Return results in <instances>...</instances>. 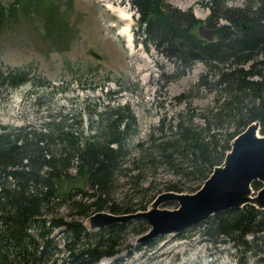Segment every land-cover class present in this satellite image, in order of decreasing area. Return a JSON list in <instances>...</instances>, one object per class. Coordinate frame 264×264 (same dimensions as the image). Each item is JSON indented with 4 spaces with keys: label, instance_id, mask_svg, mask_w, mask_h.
Segmentation results:
<instances>
[{
    "label": "trees",
    "instance_id": "1",
    "mask_svg": "<svg viewBox=\"0 0 264 264\" xmlns=\"http://www.w3.org/2000/svg\"><path fill=\"white\" fill-rule=\"evenodd\" d=\"M202 1L209 9L206 26L224 19L239 35L226 42H206L193 32L200 20L191 11L171 6L168 0H131L139 13L144 44L180 63L181 74L189 65L179 41L202 54L207 69L199 84L216 93L214 108L202 115V124L185 117L170 120L166 137L151 138L148 146H134L138 129L128 104H106L100 110L101 103L86 100L82 112L62 106L48 111L37 124L0 123V264H96L115 256L123 247H132L126 244V235L130 231L143 234L147 222L132 218L93 230L83 220L104 210L114 215L146 210L142 199L134 201L140 195L128 197L146 191L140 181L147 164L158 159L181 168L197 183L204 182L223 162L230 141L251 122L258 121L264 135V0H244L241 6H230L228 0ZM40 3L0 4V30L17 24L19 9L34 10ZM47 10L50 47L64 50L58 41L68 43L62 37L68 24L62 27L52 19L51 2ZM207 75L212 76L210 81ZM62 84L69 86L67 81ZM22 85L29 86L25 99L38 102L44 95L37 90L57 87L43 75H35L34 80L27 68H0V89L10 91ZM89 87L102 88L97 82ZM159 129L162 135L163 127ZM132 146L140 149L139 157L130 156ZM120 179L126 191L115 202L112 194ZM252 186L258 189L261 183L255 180ZM160 192L155 197L164 193ZM165 192L186 193L175 184L167 185ZM61 208L67 209L68 218L62 217ZM204 223V239L214 244L231 242L238 264L245 262L249 251L255 264H264L263 210L245 204L211 215ZM58 228L63 229L62 238L54 235ZM151 243L147 240L144 245Z\"/></svg>",
    "mask_w": 264,
    "mask_h": 264
},
{
    "label": "rangeland",
    "instance_id": "2",
    "mask_svg": "<svg viewBox=\"0 0 264 264\" xmlns=\"http://www.w3.org/2000/svg\"><path fill=\"white\" fill-rule=\"evenodd\" d=\"M11 1L0 0V4L7 5ZM243 1L228 0V5L241 6ZM50 2L54 10L52 19L62 27L68 24L62 32L63 39L68 43L58 41L62 47H66L64 50L50 47V17L47 10ZM168 2L181 10L191 9L193 16L203 21L209 12L202 0ZM107 3L125 7L130 15L134 11L130 0H41L34 10L19 9L17 24L0 30L2 70L7 67L27 68L34 80L35 75H43L57 86L54 89L47 87L37 90V93L43 92L41 102L25 99L28 85L10 91L0 89V123L37 124L48 111L55 112L62 106L70 112H82L85 100L91 104L101 103L98 106L100 110L106 104H128L137 122L138 131L132 139L134 146L141 143L148 146L151 138L166 137L170 120L178 122L180 117H185V120L191 119L194 124L203 123L202 115L214 108L216 100L213 88L209 90L199 84L201 76L206 74V62L203 59H187L189 66L181 74V68L177 66L180 63L168 60L151 45L146 46L142 42L143 36L138 34L136 17L124 20L115 11L105 7ZM38 6L41 8L38 9ZM126 24L128 30L131 28L130 34H134V47L129 49L123 37L116 35L115 31L117 26ZM211 78L210 75L206 76L207 81ZM65 81L69 82L68 87L62 84ZM94 82L102 84V88L91 90L89 85ZM112 91V95H109ZM160 126L163 127L162 135ZM83 128L87 130L86 125ZM134 146L130 148V156L139 157L141 151ZM147 168L140 181L146 191H135L137 193H132L128 198L140 195L134 201L142 199V204H149L151 209L172 210L178 206L177 202L167 203L168 194H177L165 193L169 184H175L191 194L203 185V181L197 183L193 177L186 176L181 168H172L158 159L153 164H147ZM122 182L120 179L114 186L112 198L115 202H119L126 191H123ZM197 185L198 189L195 190ZM157 192L161 194L151 201ZM250 193L252 198L257 196V191L252 187ZM255 204L264 208V200ZM138 207L136 204L135 208ZM61 209L62 217L68 218L67 209ZM107 214V210H104L83 222L87 227L97 228L108 221ZM204 224L203 221L186 228L176 237L173 233L161 235L147 245H142V235L130 231L125 238L126 244L132 247H123L117 255L105 257L96 264H238L231 242L214 244L204 239ZM148 228L149 225H146V230ZM62 234V228L55 230L54 235L57 237L62 238ZM134 247L137 249L133 250ZM250 252L243 264H255Z\"/></svg>",
    "mask_w": 264,
    "mask_h": 264
},
{
    "label": "water",
    "instance_id": "3",
    "mask_svg": "<svg viewBox=\"0 0 264 264\" xmlns=\"http://www.w3.org/2000/svg\"><path fill=\"white\" fill-rule=\"evenodd\" d=\"M198 34L209 42H225L236 36L237 32L230 24H223L215 28L199 26ZM179 45L182 52L190 59L199 60L203 57L200 52L183 42ZM258 129L259 122L256 121L232 140L231 150L226 152L223 163L213 168L209 177L195 193H177L176 196L168 194L166 200L169 202L176 200L179 204L177 208L172 210L148 208L146 211L125 215L108 213L106 215L108 221L97 228L113 222L143 218L150 225L149 231L141 236V240L144 241L171 232H174L173 236H175L186 228L195 226L207 217L228 208L252 204L264 209L255 204L264 200V135H260ZM254 131L256 135L253 134ZM253 180L262 182L263 187L257 190L254 201L244 200ZM100 213L97 212L93 216ZM84 226L87 227L85 224Z\"/></svg>",
    "mask_w": 264,
    "mask_h": 264
},
{
    "label": "bare ground",
    "instance_id": "4",
    "mask_svg": "<svg viewBox=\"0 0 264 264\" xmlns=\"http://www.w3.org/2000/svg\"><path fill=\"white\" fill-rule=\"evenodd\" d=\"M118 13H119V16L124 18V19H130L129 17V14H127L126 12H124L123 9H118ZM127 34L129 32L128 28H125ZM254 135H256V131H254L253 133ZM244 200H251V201H254V198H252V196L250 195V191H248L245 196H244Z\"/></svg>",
    "mask_w": 264,
    "mask_h": 264
}]
</instances>
